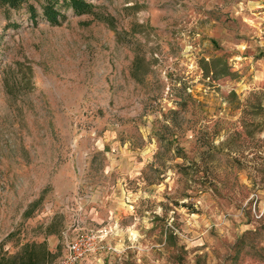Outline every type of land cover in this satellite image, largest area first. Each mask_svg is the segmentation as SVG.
Wrapping results in <instances>:
<instances>
[{"label": "rangeland", "instance_id": "1", "mask_svg": "<svg viewBox=\"0 0 264 264\" xmlns=\"http://www.w3.org/2000/svg\"><path fill=\"white\" fill-rule=\"evenodd\" d=\"M0 0V256L264 264V0Z\"/></svg>", "mask_w": 264, "mask_h": 264}, {"label": "trees", "instance_id": "2", "mask_svg": "<svg viewBox=\"0 0 264 264\" xmlns=\"http://www.w3.org/2000/svg\"><path fill=\"white\" fill-rule=\"evenodd\" d=\"M23 0H8L9 6L18 7ZM70 7L75 15L87 13L90 6L82 0H45L42 6L43 17L51 23H58L60 10L58 6ZM52 253L45 241L25 242L11 255L0 256V264H48Z\"/></svg>", "mask_w": 264, "mask_h": 264}, {"label": "built area", "instance_id": "3", "mask_svg": "<svg viewBox=\"0 0 264 264\" xmlns=\"http://www.w3.org/2000/svg\"><path fill=\"white\" fill-rule=\"evenodd\" d=\"M89 249L88 238L78 237L69 244L67 253L60 259L59 264H78Z\"/></svg>", "mask_w": 264, "mask_h": 264}]
</instances>
